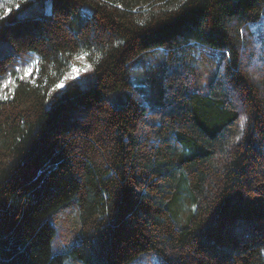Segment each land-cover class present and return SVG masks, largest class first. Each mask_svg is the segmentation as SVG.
Returning <instances> with one entry per match:
<instances>
[{"label":"trees","instance_id":"obj_1","mask_svg":"<svg viewBox=\"0 0 264 264\" xmlns=\"http://www.w3.org/2000/svg\"><path fill=\"white\" fill-rule=\"evenodd\" d=\"M263 13L0 0V264H264Z\"/></svg>","mask_w":264,"mask_h":264},{"label":"rangeland","instance_id":"obj_2","mask_svg":"<svg viewBox=\"0 0 264 264\" xmlns=\"http://www.w3.org/2000/svg\"><path fill=\"white\" fill-rule=\"evenodd\" d=\"M252 30L257 32V35L259 38L264 40V13L261 16V18L253 24L252 26ZM206 53H209V49L208 48H204ZM208 49V50H207ZM2 52L0 51V54ZM153 55H157L155 53H153ZM77 62H80L81 64H87L86 59L83 56H78L76 58ZM36 66V56L32 53H29L25 60H23L22 62H20L18 64V67L15 69V73L14 74H6L5 76L0 78V84H4L7 80H14V78H18V77H22V76H26L27 74H29ZM142 62H135L132 65V70L133 71H139L141 70ZM30 70V71H28ZM79 67L78 66H72L70 68V70L67 73V77H77L79 74ZM12 85V83L8 84L7 87L5 88H0V89H8L10 86ZM153 89L156 90V84H153ZM143 96L145 97H149L150 98V92L147 91V93L143 92ZM151 101L153 103H155L156 100H152ZM71 237H69L68 239L65 237L63 239L59 240V244L58 247L55 249V252H57L60 255H64L67 251V247L71 246L73 244L72 240L70 239ZM68 257H70V255H67ZM67 258L65 257H61V263L63 262V260H66ZM132 264H159L158 259L156 256L154 255H145L143 257L138 258L135 262H133Z\"/></svg>","mask_w":264,"mask_h":264},{"label":"snow or ice","instance_id":"obj_3","mask_svg":"<svg viewBox=\"0 0 264 264\" xmlns=\"http://www.w3.org/2000/svg\"><path fill=\"white\" fill-rule=\"evenodd\" d=\"M84 55H87L86 53L84 54ZM90 67V66H89ZM28 71H30V70H28ZM10 83H13V81L12 80H7L4 84H0V88H5V87H7V85L8 84H10ZM58 87H59V85H58ZM244 119H246V118H242V120H241V127H243V120ZM237 139H239V137H237Z\"/></svg>","mask_w":264,"mask_h":264}]
</instances>
